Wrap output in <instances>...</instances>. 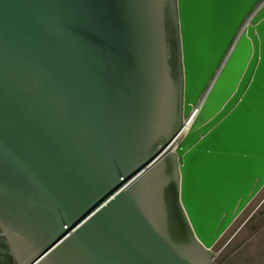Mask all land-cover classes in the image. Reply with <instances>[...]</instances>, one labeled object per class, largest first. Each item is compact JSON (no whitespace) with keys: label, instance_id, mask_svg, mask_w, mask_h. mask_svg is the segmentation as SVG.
Segmentation results:
<instances>
[{"label":"water","instance_id":"1","mask_svg":"<svg viewBox=\"0 0 264 264\" xmlns=\"http://www.w3.org/2000/svg\"><path fill=\"white\" fill-rule=\"evenodd\" d=\"M263 188L264 0H0L18 264H217Z\"/></svg>","mask_w":264,"mask_h":264},{"label":"rangeland","instance_id":"2","mask_svg":"<svg viewBox=\"0 0 264 264\" xmlns=\"http://www.w3.org/2000/svg\"><path fill=\"white\" fill-rule=\"evenodd\" d=\"M217 264H264V188L213 248Z\"/></svg>","mask_w":264,"mask_h":264},{"label":"flooded vegetation","instance_id":"3","mask_svg":"<svg viewBox=\"0 0 264 264\" xmlns=\"http://www.w3.org/2000/svg\"><path fill=\"white\" fill-rule=\"evenodd\" d=\"M0 264H18V261L11 253L7 238L0 226Z\"/></svg>","mask_w":264,"mask_h":264},{"label":"built area","instance_id":"4","mask_svg":"<svg viewBox=\"0 0 264 264\" xmlns=\"http://www.w3.org/2000/svg\"><path fill=\"white\" fill-rule=\"evenodd\" d=\"M201 104H202V97L200 98L198 103L193 106L190 114L184 118L183 129H182V133L180 134V138L184 137L185 134L189 131V128H190L192 122L194 121V118L196 117V115H197V113L201 107Z\"/></svg>","mask_w":264,"mask_h":264}]
</instances>
